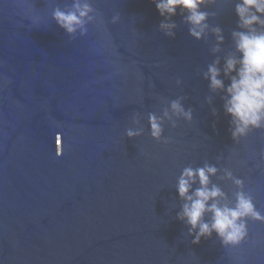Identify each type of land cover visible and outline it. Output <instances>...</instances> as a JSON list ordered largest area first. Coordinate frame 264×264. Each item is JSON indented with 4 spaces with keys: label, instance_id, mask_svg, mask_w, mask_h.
<instances>
[{
    "label": "water",
    "instance_id": "1",
    "mask_svg": "<svg viewBox=\"0 0 264 264\" xmlns=\"http://www.w3.org/2000/svg\"><path fill=\"white\" fill-rule=\"evenodd\" d=\"M90 2L96 20L69 42L51 12L71 0H0V264H264V223L249 221L246 240L224 248L215 233L193 244L175 218L176 178L205 162L242 179L264 213V130L234 143L220 94L199 75L214 38H191L179 10L165 37L150 0ZM232 2L205 9L223 29L221 57ZM178 96L193 120L166 123L167 145L152 140L147 114ZM134 113L144 132L128 139ZM221 176L212 180L231 200Z\"/></svg>",
    "mask_w": 264,
    "mask_h": 264
},
{
    "label": "clouds",
    "instance_id": "2",
    "mask_svg": "<svg viewBox=\"0 0 264 264\" xmlns=\"http://www.w3.org/2000/svg\"><path fill=\"white\" fill-rule=\"evenodd\" d=\"M150 2L163 18L158 30L165 37H175L177 24L172 17L179 10L181 23L187 26L191 38L205 42L209 35L214 38L209 49L214 59L206 65V71L201 70L199 75L208 82L209 93L220 94L223 113L229 117V132L233 142L239 143L253 130H264V0L232 2L236 26L230 32L231 50L223 57L217 55L222 51L221 45L225 39L223 29L208 23L215 13L205 10L207 6L215 5L216 0ZM51 19L71 42L77 33L81 37L87 34V26L96 20V14L90 0H71L70 5L63 8L54 7ZM119 19V14L114 15L111 23L115 24ZM175 83L179 86L182 81L177 79ZM185 99V96H178L167 100L159 115L155 112L147 114L148 133L152 140L167 145L171 138L163 136L166 123L176 128L177 121L190 123L193 120V109L184 107ZM205 103L211 105V95L205 97ZM211 115H217L214 107L211 108ZM131 122L133 126L124 133L128 139L139 137L144 132L143 127L139 126L137 114L132 115ZM60 155L57 149L56 156ZM260 159L264 161V151L260 152ZM220 172V179L231 181L236 189L231 200L212 180ZM174 188L181 201L175 218L186 226L187 235L192 237L193 244L215 233L222 247L234 248L246 240L249 221L264 223V213L256 208L252 196L244 190V181L227 168L220 169L208 162L197 167L187 165L176 178Z\"/></svg>",
    "mask_w": 264,
    "mask_h": 264
}]
</instances>
